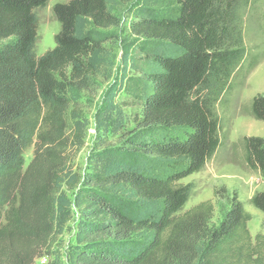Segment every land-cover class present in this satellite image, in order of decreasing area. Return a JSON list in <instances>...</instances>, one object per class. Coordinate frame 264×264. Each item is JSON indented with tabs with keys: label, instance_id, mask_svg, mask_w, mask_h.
<instances>
[{
	"label": "trees",
	"instance_id": "16d2710c",
	"mask_svg": "<svg viewBox=\"0 0 264 264\" xmlns=\"http://www.w3.org/2000/svg\"><path fill=\"white\" fill-rule=\"evenodd\" d=\"M48 1L0 0V264H60L51 248L71 206L79 218L67 264H264V232L251 236V214L236 197L215 227L211 201L183 210L191 188L180 181L222 144L215 92L229 88L247 56L235 1L134 4L130 32L157 70L129 77V94L142 101L136 127L90 154L83 173L75 159L85 100L109 39L102 30L119 19L108 0L55 3L54 47L36 56L34 10ZM165 45L177 51L158 54ZM250 112L264 122V94ZM95 119L107 132L111 110ZM241 148L246 165L264 175V137L244 136ZM250 204L264 217V191Z\"/></svg>",
	"mask_w": 264,
	"mask_h": 264
},
{
	"label": "rangeland",
	"instance_id": "374dc122",
	"mask_svg": "<svg viewBox=\"0 0 264 264\" xmlns=\"http://www.w3.org/2000/svg\"><path fill=\"white\" fill-rule=\"evenodd\" d=\"M67 1L49 0L45 6L34 10L38 24L34 48L36 56L54 47V35L59 30V24L52 8L55 3ZM138 1L108 0L109 8L118 17L119 24L102 30L109 35V39L103 43L96 57L95 93L85 100L83 113L87 131L84 145L75 159V168L79 173L89 169L87 161L90 154L103 146L118 145L120 139L136 127L142 101L129 94V77H138L141 71L157 70L139 48L141 39L130 32L134 4ZM234 1L247 56L243 63L239 62L235 66L229 88L222 94L220 91L215 92L214 106L220 118L222 144L201 171L180 182L188 183L191 188L183 210L202 201H211L213 217L209 222L210 227L218 226L229 209L231 198L236 197L251 214L248 229L254 238L257 233L264 232V217L251 206L250 198L264 191V175L246 165L241 141L244 136L264 137V122L255 119L250 112L252 98L256 94H264V0ZM176 51L165 45L157 53L174 54ZM251 62L254 65L250 68ZM103 109L111 110L113 117L107 132L95 128V115ZM31 157L32 147L24 152V167ZM66 195L72 201L74 191H66ZM70 211L69 219L57 234L51 248L52 257L60 264H67V247L75 241L79 216L73 206ZM46 260L42 257L36 262L45 264Z\"/></svg>",
	"mask_w": 264,
	"mask_h": 264
}]
</instances>
